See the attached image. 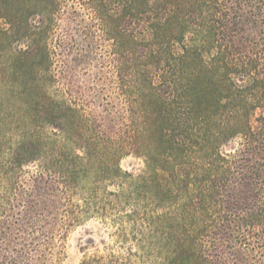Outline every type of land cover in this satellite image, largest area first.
I'll return each instance as SVG.
<instances>
[{"label": "trees", "instance_id": "obj_1", "mask_svg": "<svg viewBox=\"0 0 264 264\" xmlns=\"http://www.w3.org/2000/svg\"><path fill=\"white\" fill-rule=\"evenodd\" d=\"M1 1L0 14L25 2ZM142 5L158 52L133 68L128 129L116 142L108 125L75 124L79 111L64 106L60 175L44 169L36 181L49 179L45 195L35 188L15 221L6 219L0 264H49L58 196L68 230L106 210L98 195L109 182L116 200L128 194L129 216L146 203V238L161 264H264V0ZM128 152L143 156V174L121 168ZM32 155L17 148L10 163Z\"/></svg>", "mask_w": 264, "mask_h": 264}, {"label": "rangeland", "instance_id": "obj_2", "mask_svg": "<svg viewBox=\"0 0 264 264\" xmlns=\"http://www.w3.org/2000/svg\"><path fill=\"white\" fill-rule=\"evenodd\" d=\"M22 1L18 8L10 1L0 14V231L7 218L13 222L25 210L35 188L45 195L49 179L36 181L44 169L60 175L64 106L79 111L82 119L76 117L75 124L104 123L119 141L130 124L133 68L158 52L149 42L142 0L137 8L131 0L13 2ZM21 146L34 157L14 167L10 157ZM120 166L134 177L146 169L143 156L133 152ZM118 189L104 183L98 201L106 210L68 230L61 229L64 194L58 196L62 208L49 240V264H161L162 253L150 251L146 238V203L139 202L131 217L128 194L121 202L110 195ZM80 194L88 197L87 190ZM80 197L73 201L81 203ZM164 211L159 207L156 213Z\"/></svg>", "mask_w": 264, "mask_h": 264}]
</instances>
